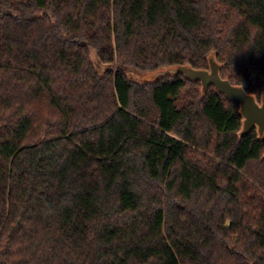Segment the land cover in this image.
<instances>
[{"label":"trees","instance_id":"obj_1","mask_svg":"<svg viewBox=\"0 0 264 264\" xmlns=\"http://www.w3.org/2000/svg\"><path fill=\"white\" fill-rule=\"evenodd\" d=\"M0 44V264H264V136L128 73L215 58L260 100L264 0H0Z\"/></svg>","mask_w":264,"mask_h":264},{"label":"water","instance_id":"obj_2","mask_svg":"<svg viewBox=\"0 0 264 264\" xmlns=\"http://www.w3.org/2000/svg\"><path fill=\"white\" fill-rule=\"evenodd\" d=\"M157 73L159 78L168 74H183L189 80L201 82L203 91H206L211 85L215 86L230 101L239 105L243 117L242 134L256 127L259 134L264 136V97L260 101L254 94L247 92L242 85L224 78L221 75V66L215 58L210 59L207 68L184 64L161 68Z\"/></svg>","mask_w":264,"mask_h":264},{"label":"rangeland","instance_id":"obj_3","mask_svg":"<svg viewBox=\"0 0 264 264\" xmlns=\"http://www.w3.org/2000/svg\"><path fill=\"white\" fill-rule=\"evenodd\" d=\"M97 30L93 29L89 37L94 38L97 36ZM1 47V44H0ZM108 53V55L105 56V53ZM92 58L97 66V68L103 72L107 67L111 66L112 59L114 58V46L110 41H107V43L104 45L102 51H96L95 49H92ZM158 70L154 71H147L143 72L137 69H129L128 73L130 77L136 81L139 82H145V81H152L159 78V74L157 73ZM261 101V99H260Z\"/></svg>","mask_w":264,"mask_h":264}]
</instances>
